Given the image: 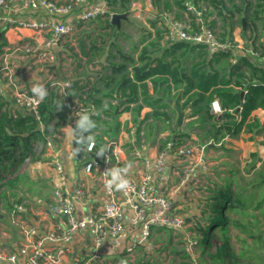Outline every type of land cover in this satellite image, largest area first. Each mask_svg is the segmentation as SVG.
<instances>
[{"label": "trees", "instance_id": "trees-1", "mask_svg": "<svg viewBox=\"0 0 264 264\" xmlns=\"http://www.w3.org/2000/svg\"><path fill=\"white\" fill-rule=\"evenodd\" d=\"M133 1L137 0H109V10L93 19L104 32L100 35L101 41L90 39L88 34L89 43L86 38L78 42L87 62L99 65L91 73L93 82L68 78L66 87L62 88L56 81L54 86L46 88L48 94L39 109L51 135L70 123L76 113L74 107L82 103L89 106L90 112L85 113L96 124L91 133L83 134L84 137L91 134L95 141L89 158L105 153L112 138L122 130L119 117L125 112L131 113L135 128L132 131L129 121L124 123L134 141L124 143L130 160L134 145L162 149L169 141L184 144L192 133L198 137L199 144H207L206 148H213L227 137L234 138L242 132L251 134L252 138L264 137V120L252 115L255 109H264V0H151L158 13H153L154 19H148L149 26L134 19H123L128 28L113 24L110 15L130 13ZM189 2L209 7L204 23L218 27L221 40H232L236 25L242 26L244 47L210 52L205 44L167 42L166 25L158 24L163 18L161 14L172 13L175 18L183 19ZM188 16L192 17L191 13ZM209 17L213 19L208 21ZM194 27L199 29L195 23ZM6 30L7 25H0V56L9 46ZM257 42L263 49H259ZM250 46L260 52L258 59L247 50ZM214 99L219 100L223 110L220 114L211 110ZM175 104L182 110L189 109L185 116L190 120L185 125L183 121L177 122ZM145 107L151 110L142 115ZM166 131L169 134L161 136ZM40 138L39 122L34 116L18 107L10 93L0 94V206L22 202L16 195L8 194L7 187L12 185L24 191L21 183L31 182L29 175L17 172L27 159L31 162L45 159L46 147L39 151L35 146ZM210 142L214 145L210 146ZM230 172L233 178L227 177L223 184L210 188L200 218L192 227L198 238L196 245L210 246L214 235L222 240L215 253L209 255L211 264H226L231 226L240 229L246 237L257 238V244L264 242V229L258 226L264 225V213H259L264 206V158L254 150L243 171L230 167ZM11 175L14 177L8 178ZM252 229L257 231L256 235ZM180 254L189 258L190 264H196L188 247ZM145 256L146 259L141 257L128 264H160L158 259Z\"/></svg>", "mask_w": 264, "mask_h": 264}, {"label": "built area", "instance_id": "built-area-1", "mask_svg": "<svg viewBox=\"0 0 264 264\" xmlns=\"http://www.w3.org/2000/svg\"><path fill=\"white\" fill-rule=\"evenodd\" d=\"M92 1L22 0L23 8L29 15L20 17L9 12L12 0H0V25H7L8 29H28L33 33V41L18 45L13 50L9 46L4 48L0 56V94L10 93L18 107L34 116L48 151L55 153H51L53 160L49 161L54 171V187L45 215L52 221L50 224H24L21 227L23 241L15 250H8L0 243V264H59L75 253L78 240H83L86 244L84 248L89 249V259L94 260L103 258L105 252L120 248L131 255L139 246H144L148 253L153 254L156 244L151 238L156 231L184 230L185 219L179 205L181 190L197 177L201 169L207 170L210 165L204 154L205 144H198L196 148L187 141L181 145L169 141L154 155L136 149L134 154L140 159V167L136 175L125 174L129 188L117 190L113 187L109 190L105 187L106 180L110 179L107 171L118 168L119 156L111 148L114 142H110L103 155L95 154L84 159V153L90 155L94 152L93 139L91 145L83 141L81 165L74 175L73 184L70 182L62 154L55 149L54 136L41 118L39 105L42 100L33 92L20 89L14 69L16 63L10 59L13 58L11 52L21 50L22 57L55 64L65 48L66 39L73 40L78 25L109 10L108 0L98 6H94ZM3 9L6 13L1 14ZM207 11V5L196 6L189 2L186 13H191L192 17L177 19L172 13H165L161 21L167 28L165 40L205 44L210 52L243 48L244 43L235 37L221 40L218 32L204 23ZM211 19L209 17L208 21ZM194 23L199 29H195ZM248 51L255 58L260 57V52L253 47ZM68 85L67 81L61 84L62 88ZM74 108L76 113L70 121L72 125L80 114L79 108ZM82 110H85L84 107ZM211 110L215 114L223 112L218 99L212 101ZM72 155H77L75 148ZM96 175L99 179L94 183ZM174 178L179 179L177 185ZM163 180L172 183V186L161 190ZM78 247L82 249V246ZM84 264H88L87 261Z\"/></svg>", "mask_w": 264, "mask_h": 264}, {"label": "rangeland", "instance_id": "rangeland-1", "mask_svg": "<svg viewBox=\"0 0 264 264\" xmlns=\"http://www.w3.org/2000/svg\"><path fill=\"white\" fill-rule=\"evenodd\" d=\"M136 2H139L140 5H134V3L131 4L130 13H128L130 19H134L135 21H141L142 23L148 22V19H154L153 13L145 9L146 6H149L151 9H155L153 6L151 0H145L144 2L142 0H138ZM145 13L144 16H138L136 15V12ZM166 13V12H165ZM165 13H162V16H165ZM213 19V17H212ZM90 23V24H89ZM99 22L93 20L88 21L85 23H82L81 25H78L77 32L74 33L72 36L73 40L66 39L65 42V50L63 52H60L57 58L56 63H44V62H37L34 59H31L29 57H21L23 53H20L18 51L17 56L13 59L15 64V74L17 77V85L19 84L20 89L25 92H33L32 89L36 85H42L44 88H51L54 86L56 81H59L60 84L64 83L63 81L68 78H76L79 77L80 73L82 76L85 75V77L91 76V73L95 72L96 69H94L91 63L89 64L87 61V58H84L81 56L80 49H79V40L82 38H86V42L89 43V39H87V35H91L90 39H97L98 41H101L102 37L100 36L103 32L98 27ZM145 24V23H144ZM159 25L161 22L158 23ZM220 24V23H219ZM121 25L123 28H128V24L125 22H121ZM237 30L242 31L243 27L236 25ZM217 32L219 31V28H214ZM263 38H264V32H263ZM251 42V41H250ZM19 45V43L15 44V46ZM256 45L259 47V49H263L262 45L257 42ZM67 46V47H66ZM87 80V78L85 79ZM52 82V83H51ZM18 86V89H19ZM186 110V114L188 113V109ZM144 113V110H143ZM190 118L185 116L183 119V123L186 124ZM120 121V117H119ZM54 120L51 121V129H53ZM122 125V122H121ZM124 125V124H123ZM132 131L135 130L134 127L131 125L129 126ZM125 129V127H123ZM122 129V128H121ZM123 130V129H122ZM125 131H127L125 129ZM120 134V133H119ZM118 134V136H119ZM167 133L164 132L161 134V136H165ZM129 137L131 138L132 135L129 134ZM262 137V136H260ZM257 138V137H256ZM130 140V139H129ZM127 142V141H126ZM260 142L258 139L255 141V149L260 152ZM259 143V144H258ZM38 148L39 151L42 149L41 144ZM207 145V144H205ZM253 150V151H254ZM38 151V152H39ZM45 155V154H43ZM84 159L89 158V154L84 153ZM30 159H27L24 164L21 167V170H27L30 172V166H29ZM238 164V165H237ZM235 163L234 161L227 159V160H221L217 162L216 164H210L208 166L207 170L201 169L195 177L194 180L187 183L182 188V198L180 200V213L185 219L184 222V231L185 233L182 234L177 231H170L168 232L166 229H163L161 231H156L153 236L152 240L155 241L156 249L153 252V254L148 253L144 246L136 247L135 253L131 255H127L124 253L123 248H120L118 250L105 252L104 257L101 259H89V252L88 251H80L76 252V257H68L66 260L69 264H84L86 261L88 264H128L129 262L134 263L137 259L141 257L147 258L145 255L149 257L150 260H153L154 258L158 259V262L160 264H190L189 258H183L180 253H183L184 250L188 247L191 253L193 254V258L195 260L196 264H200L203 262V264H211L209 255L215 253V249L217 245H220L222 243V240L218 239L217 236L214 235L213 240L211 241L212 244L210 246L205 245H196L195 241H198L197 236L195 235V232L192 230V227H195V222L198 221L200 218V212L204 205V203L207 200V195L211 193L212 187H215L216 184L221 183L223 184L227 177L233 178V174L230 172V167H233L236 170L243 171L244 166L241 168L240 163ZM214 180H210V176ZM213 175V176H212ZM14 175L8 176V178H13ZM35 179H38V176H35ZM174 182L176 183V180L174 179ZM179 183H176V185ZM45 184L42 182L35 186L33 188L34 191L40 190L41 186H44ZM26 187H33V184L31 182L27 183L25 185ZM24 186V187H25ZM12 185H8L7 191L8 194H14ZM264 209V206L259 210V213H262L261 211ZM260 218H262L260 216ZM262 221V219H261ZM259 228L264 229V225H258ZM253 233L256 235L257 231L255 229H252ZM231 232V242L233 240V244L230 242V251L232 250L233 255L231 257H227L226 264H261L260 261H264V242L261 244H257V241L255 238V241L253 242H247V243H241L237 240V233H241L240 229L235 228L233 226L230 227ZM259 235V234H258ZM247 238V237H246ZM188 243V244H187ZM193 243V244H192ZM195 244V245H194ZM232 245V246H231ZM251 249H256L257 252L260 254V258L257 263H253L251 260H248L246 256L249 254V251ZM146 252V253H145ZM114 259H118L119 262H113ZM85 261V262H84ZM193 261V260H192Z\"/></svg>", "mask_w": 264, "mask_h": 264}, {"label": "crops", "instance_id": "crops-1", "mask_svg": "<svg viewBox=\"0 0 264 264\" xmlns=\"http://www.w3.org/2000/svg\"><path fill=\"white\" fill-rule=\"evenodd\" d=\"M60 1H65V0H60ZM92 2L94 6H98V5H102L105 2V0H93ZM132 3H134V5H140L139 2H136V1H133ZM9 12L17 13V15H19L20 17L29 15L28 11H26V9L23 8L22 0H12V2L10 3ZM3 13H6V10L4 9L1 10V14ZM148 13L150 12L148 11ZM143 14L147 15V12L145 13H141L140 11L136 12V15L138 16L139 15L144 16ZM187 16L188 14L184 12L183 18H187ZM121 22H123V20ZM144 23L149 26L147 22H144ZM233 34H234V37L238 41L244 43L245 45L246 42H245L242 31H239L237 30V28H235ZM32 35H33L32 31L28 29L18 30V29H8L7 28L5 32V37L7 38L9 42V47H11L12 50L18 46V45L15 46V44L17 43H19V46H21V45H25L26 42L28 41L30 42L33 41ZM39 40L41 39L39 38ZM249 48L247 50H249ZM19 51L20 53H22L21 50ZM17 52L18 51L11 52L14 58L17 56V54H19ZM81 56L83 55L81 54ZM90 67L97 69L99 65L90 66ZM79 75L80 76L77 77V79H80L82 82L86 78L88 81L93 82V79H94L93 76L85 77V75L82 76L81 73ZM66 81L69 82V79H67ZM66 81H64V83ZM76 107L79 108L80 114H84L85 112H90L89 106H84L82 103H78ZM83 107L85 110H82ZM143 110H144V113H143ZM143 110H142V115L150 111L151 108L145 107ZM188 112H189V109H188ZM252 115H257L258 117H260L261 120H264V109L262 108L255 109L252 112ZM127 121H129V126L130 125L132 126L130 112H125L120 116V122H122L123 127H124L123 124ZM184 123L183 125H185ZM74 125L75 124L72 125L69 123L61 127L58 130V132L53 134L54 136L53 141L55 142V149L56 151H60L62 154L63 160L67 166V176L72 184H73V181L75 180L74 175L77 173V170L80 168V165H81L80 160L83 158L82 157L81 159H79L77 155L75 156L72 155L73 149H74V146H73V140H74L73 126ZM123 127H122L123 130H121L119 136L112 138L111 142H114V143L111 145V148H113L118 153L119 161H120V163H118L117 165L118 168H121V166H122L121 169L127 168L128 171L126 175L133 176V175H136L140 167V159H138L134 154L136 149H139L144 154L154 155L158 148L157 146H147V145H142V148H140L134 145V149L130 152V154L133 156V159L130 160L125 150L124 143L130 140L134 143V141H133V137L130 138L129 133L125 131ZM166 133H167L166 135H168L169 131H166ZM260 136L262 135L255 136V138H252L251 134L242 132L237 137H234V138L227 137L223 142L217 145H214L215 147L206 148L204 150L205 158L210 162V164H216L217 162L221 160L230 159L234 161L236 164L240 163L241 168H242L244 164L249 160L250 153L255 149L254 142L257 141V139L261 142L262 141L264 142V137L263 136L260 137ZM187 142L193 144L196 148L199 147L198 137L194 133H192V136L189 139H187ZM261 142H260V152H261L260 155L262 156V158H264V143L262 144ZM37 144H41L42 148L43 146L46 147L42 139L39 142H35L36 148L39 147V145ZM51 153L52 152H50V150L48 151V148L46 147L45 155H43L45 159L38 160L35 162H31V161L29 162L30 172H28L27 170H21V168L17 172V174L25 173L29 175V178L31 179V183L33 184V187L28 188L25 186L27 185V183H24V184L21 183V187L24 189V191L21 189L20 190L15 189V188L13 189L14 194H11V195H16L18 198L22 199V202L13 203L12 206H7V207L0 206V239H1L0 243L8 250L17 249L19 244L23 241L21 227L24 224H35V223L50 224L52 221V219L45 218V215L47 214V204L52 199V192H53V187H54V183H53L54 171L52 170V167L49 164V161L53 160L52 154L55 155V153H52V154ZM34 175L38 176L39 178L35 179ZM209 176H210V180H214L211 178V175ZM98 179H99V175H96V177H94L93 182L94 183L98 182ZM172 180H173V176H172ZM175 180L177 183L179 179H175ZM42 182L45 185L41 186L40 190L33 192L32 191L33 188ZM160 184H161V190L164 188L165 190H167L168 187L172 186V183H169L168 181L166 182L164 180ZM10 201L13 202L14 199L11 197ZM261 212L264 213V209ZM253 235L255 234L253 233ZM237 239H238L237 241L241 243L245 242V240L247 242L255 241V238L251 236L246 238V235L243 233H237ZM85 242L87 241L85 240ZM231 244H233V240ZM78 246H82V249H80ZM84 246H86V244L83 243V240L77 241V248H76L75 253L73 254L74 258L76 257L75 256L76 252H80L84 250L89 251V249L84 248ZM232 255H233L232 250L230 251L229 249V257H231ZM246 258H248V260H251L253 263H257L260 258V254L259 252H257L256 249L250 250ZM2 264H10V263H2ZM59 264H69V263L67 260H63Z\"/></svg>", "mask_w": 264, "mask_h": 264}, {"label": "clouds", "instance_id": "clouds-1", "mask_svg": "<svg viewBox=\"0 0 264 264\" xmlns=\"http://www.w3.org/2000/svg\"><path fill=\"white\" fill-rule=\"evenodd\" d=\"M34 95L38 96L43 100L47 96V90L42 85H36L32 89ZM79 118L75 122V130L79 133V141H87L90 145L93 143V136L90 134L87 137H84V133H91L92 129L96 127L95 122L90 118L86 113L78 114ZM103 152L98 153L102 155ZM128 169L124 168H112L107 171V175L110 176V179L106 180L105 187L111 190L115 187L117 190H127L129 188V181L125 179V174Z\"/></svg>", "mask_w": 264, "mask_h": 264}, {"label": "water", "instance_id": "water-1", "mask_svg": "<svg viewBox=\"0 0 264 264\" xmlns=\"http://www.w3.org/2000/svg\"><path fill=\"white\" fill-rule=\"evenodd\" d=\"M145 9H146L147 11L152 12V13H155V14L158 13V9H157V8H155V9H151L149 6H146ZM128 18H129L128 13H126V12H123V13L116 12V13H114V14L112 15V20H111V22H112L113 24H116L118 27H120V26H121V21H122L123 19H128ZM244 27H245V26H244ZM170 101L172 102L171 99H170ZM175 106H176V104H175ZM176 109H177V112H178L177 122H178V124H181L182 121H183L184 116L186 115V110H185V109L182 110V109H180L178 106H176ZM73 129H74V140H73V146H74V148H75L76 151H77V157H78L79 159H81L82 156H83V149H82V146H81V145L79 144V142H78V141H79V133L76 132V130H75V125L73 126ZM209 145H210V146H213L214 143H213V142H210Z\"/></svg>", "mask_w": 264, "mask_h": 264}]
</instances>
